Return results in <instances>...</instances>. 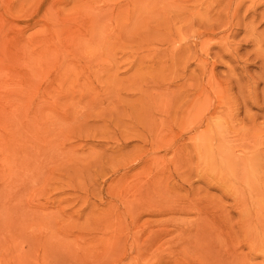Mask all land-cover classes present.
Listing matches in <instances>:
<instances>
[{
    "label": "rangeland",
    "instance_id": "obj_1",
    "mask_svg": "<svg viewBox=\"0 0 264 264\" xmlns=\"http://www.w3.org/2000/svg\"><path fill=\"white\" fill-rule=\"evenodd\" d=\"M0 264H264V0H0Z\"/></svg>",
    "mask_w": 264,
    "mask_h": 264
}]
</instances>
